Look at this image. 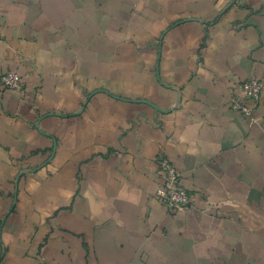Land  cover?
Masks as SVG:
<instances>
[{"label": "crops", "instance_id": "obj_1", "mask_svg": "<svg viewBox=\"0 0 264 264\" xmlns=\"http://www.w3.org/2000/svg\"><path fill=\"white\" fill-rule=\"evenodd\" d=\"M7 72L0 264H264V0H0Z\"/></svg>", "mask_w": 264, "mask_h": 264}, {"label": "built area", "instance_id": "obj_2", "mask_svg": "<svg viewBox=\"0 0 264 264\" xmlns=\"http://www.w3.org/2000/svg\"><path fill=\"white\" fill-rule=\"evenodd\" d=\"M24 85L23 78L16 72L0 74L2 92H22ZM238 90L239 95L231 103L232 110L254 120V109L249 103L254 105L264 103V82L251 79L242 83ZM158 170L163 176V181L156 192L158 201L171 211L189 207L193 203V196L181 185V175L176 167L168 159H161L158 162Z\"/></svg>", "mask_w": 264, "mask_h": 264}]
</instances>
